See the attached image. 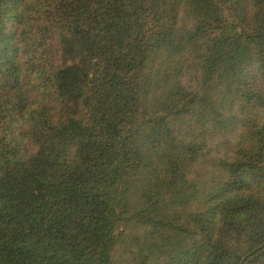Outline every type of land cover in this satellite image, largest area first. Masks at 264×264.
<instances>
[{
    "label": "trees",
    "instance_id": "16d2710c",
    "mask_svg": "<svg viewBox=\"0 0 264 264\" xmlns=\"http://www.w3.org/2000/svg\"><path fill=\"white\" fill-rule=\"evenodd\" d=\"M0 264H264V0H0Z\"/></svg>",
    "mask_w": 264,
    "mask_h": 264
},
{
    "label": "rangeland",
    "instance_id": "374dc122",
    "mask_svg": "<svg viewBox=\"0 0 264 264\" xmlns=\"http://www.w3.org/2000/svg\"><path fill=\"white\" fill-rule=\"evenodd\" d=\"M181 12L183 13V11H181ZM186 12H187V10H186ZM13 25H15V24H13ZM15 27H16V25H15ZM21 45L22 44L18 43L17 47L20 48ZM58 58L59 57L57 56L56 57L57 61H58ZM171 68L173 69V71L175 73L177 72L176 65L171 66ZM197 88H198L199 97L204 100V105L202 106L201 111L203 112L205 117H208V115H210V114L213 115L214 106L216 104L214 102L215 99H212V94H210L211 90L208 87H202L204 90H206V92H205V91H201V88L199 86ZM201 92H204V94ZM38 97H39V90H38L37 84L34 83V86H33V99H34V101H37ZM205 130L206 129L201 130L199 135H194V138L196 140V144L198 146V150L195 151V157H193L192 162L194 164H197L198 166H200L199 169L207 168L212 164H216L218 166H220V164H221V162L219 160H213L211 157L209 158L205 153L208 146L210 145V141H211V139L209 138L208 135L203 134L205 132ZM219 147H220V144H219ZM202 154H203V156H202L203 158L200 156Z\"/></svg>",
    "mask_w": 264,
    "mask_h": 264
}]
</instances>
